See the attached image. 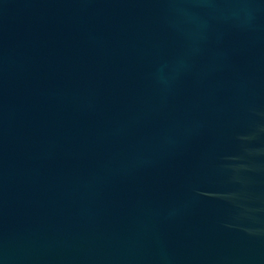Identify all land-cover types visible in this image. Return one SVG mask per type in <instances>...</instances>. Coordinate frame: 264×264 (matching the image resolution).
<instances>
[{"label":"water","instance_id":"water-1","mask_svg":"<svg viewBox=\"0 0 264 264\" xmlns=\"http://www.w3.org/2000/svg\"><path fill=\"white\" fill-rule=\"evenodd\" d=\"M0 264H264V0H0Z\"/></svg>","mask_w":264,"mask_h":264}]
</instances>
